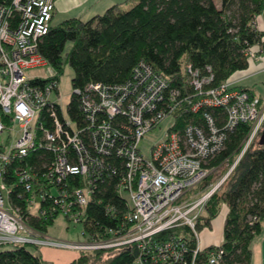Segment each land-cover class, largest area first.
<instances>
[{
	"label": "built area",
	"instance_id": "1",
	"mask_svg": "<svg viewBox=\"0 0 264 264\" xmlns=\"http://www.w3.org/2000/svg\"><path fill=\"white\" fill-rule=\"evenodd\" d=\"M54 12L55 0L0 4V135L18 127L15 144L8 150L0 145V247L31 246L80 254L135 245L140 253L133 264H199L197 219L225 178L210 184L197 198L193 191L215 169L207 162L224 148L237 126L249 125L243 152L258 137L264 126V103L235 87L231 79L211 85L210 69L202 75L191 65L185 66L192 90L186 95L171 89L150 65L139 62L125 83L91 82L72 89L81 114L78 125L68 115V104L63 108L59 101L57 72L38 52ZM253 27L262 35L244 50L250 61L264 49V27L257 19ZM44 67L49 68L45 77L26 74ZM53 94L57 99L51 98ZM177 111L198 122L177 128ZM46 115L50 128L45 126ZM167 117L172 123L164 139L150 147L146 158L140 148L142 139ZM38 150L53 155L39 174L26 161ZM112 158L124 165L116 194L127 209L117 230L104 228L90 234L84 229L85 208ZM13 163L21 164L16 184L23 192L19 196L23 210L12 205V186L5 182ZM58 215L69 225H81L79 240L52 238L30 225L32 217L45 220ZM176 227L191 231L196 241L192 253L175 238L152 241ZM223 254L215 246L205 264H219Z\"/></svg>",
	"mask_w": 264,
	"mask_h": 264
},
{
	"label": "trees",
	"instance_id": "2",
	"mask_svg": "<svg viewBox=\"0 0 264 264\" xmlns=\"http://www.w3.org/2000/svg\"><path fill=\"white\" fill-rule=\"evenodd\" d=\"M132 1L125 0L87 21L70 18L51 24L38 46L39 54L57 72L59 79L64 66L71 69L72 89L83 88L91 82L103 85L125 83L131 78L132 69L139 62H145L168 81L171 89L188 95L192 90L188 85L186 65L199 69L202 75H208L206 69L209 68L213 76L211 85H218L247 68L244 50L259 42L262 35L254 29L253 22L263 14L264 0H134L129 9L123 8ZM5 3L9 0H0V4ZM67 44L71 46L65 50ZM67 112L78 125L81 123L78 100L74 95L70 97ZM45 118V126L50 128L47 115ZM175 118L177 128L198 122L178 111ZM248 128L247 124L237 126L228 135L224 148L207 162V166L216 168L225 161L232 162ZM258 139L239 159L224 186L211 195L197 219L200 232L210 228L223 206L227 208L223 241L219 246L224 254L219 264H251L252 241L263 229L264 145L259 146ZM52 159L51 152L38 150L26 161L39 174ZM109 163L85 208L84 229L90 234L102 232L104 228L117 230L127 209L123 199L116 194L124 165L114 158ZM20 166L11 164L5 182L12 186V205L22 209L23 198L19 196L23 192L16 184V171ZM205 180L208 183L207 178ZM55 218L32 217L29 220L32 227L47 232ZM172 238L183 242L190 253L196 247L188 227L169 229L154 236L152 241L160 243ZM213 249L215 247H208L199 252V264H205ZM139 253L135 245L80 253L70 264H87L91 259L101 260V264H133ZM41 263L42 258L34 247H0V264Z\"/></svg>",
	"mask_w": 264,
	"mask_h": 264
},
{
	"label": "crops",
	"instance_id": "3",
	"mask_svg": "<svg viewBox=\"0 0 264 264\" xmlns=\"http://www.w3.org/2000/svg\"><path fill=\"white\" fill-rule=\"evenodd\" d=\"M125 0H55V12L52 18V25L61 23L64 20L75 18L87 21L90 18L103 14L108 8L123 3ZM131 3L123 5V8ZM257 24L264 27V11L257 18ZM235 81V87L245 89L252 95L258 97L264 103V49L258 53V58L254 61L248 60V66L245 70L231 78ZM227 214V208L222 207L219 215L211 222L210 228H204L199 232L198 245L201 250L208 247L220 246L223 241L224 220ZM251 264H264V225L251 244ZM49 252L57 253L61 258H65V263H71L78 255L71 251H59L44 249L40 252L42 258L41 264H47L51 261ZM52 264V263H50Z\"/></svg>",
	"mask_w": 264,
	"mask_h": 264
},
{
	"label": "rangeland",
	"instance_id": "4",
	"mask_svg": "<svg viewBox=\"0 0 264 264\" xmlns=\"http://www.w3.org/2000/svg\"><path fill=\"white\" fill-rule=\"evenodd\" d=\"M132 5L133 4L127 5L125 7V9L126 10L129 9ZM70 46H71L70 44H67L65 47V50H68L70 48ZM253 49L255 52H258V51H256L257 50L256 46L253 47ZM48 70H49L48 67H44V68L34 69L31 71H28V72H26V74L29 77H45L49 74ZM239 73H240V71L234 73L230 77V79L236 77ZM71 77H72L71 69L67 65L64 66L63 73L59 79V88H58L59 101L62 104L63 108H65L66 105L69 103L70 96L72 93V87H71V83H70ZM231 81H232V79H231ZM232 82L234 83V85L236 84L235 81H232ZM51 98L57 99V96H55L53 94V95H51ZM171 123H172L171 119L169 117H167L160 123L159 127H157L156 129H153L152 131H150L149 133H147L144 136V138L142 139V141L140 143V148L142 150L143 155L146 158H148L150 155V152H149L150 147L156 143H159L161 140L164 139L165 132ZM17 129H18V127L14 126L13 130H11V131L6 130L0 135V145L4 146V147L7 146L6 150H8L9 147H11L12 145L15 144V142L18 138V136L16 134ZM257 138H259V137H257ZM254 141H253V143H254ZM253 143H251V145ZM243 146L244 145L241 146L239 153L236 155V157L234 158V160L232 162L225 161L222 165L216 167L212 171V173L207 177L208 183L205 180L202 184H200L193 191V197L197 198L202 193H204L208 189L210 184H215L223 178L227 179L228 175L232 172L233 168L235 167V165L239 161L238 159L241 156V153L244 154L246 152V151L243 152ZM250 146L247 148V150L250 148ZM225 179L217 190H220L221 187L224 186ZM53 192L55 194L57 193L56 190H53ZM80 230H81V225H77V226L69 225L67 223L66 219L62 215H58L55 218V220L53 221V224L50 227H48L46 235L49 237H52V238H56V239L68 240V241L75 240L76 241V240H79L78 236H79ZM35 249L37 250V253L40 255V252H44V249H49V248L40 247V248H35ZM50 250H55V249H50ZM59 251H62V250H59ZM74 253H76V252H74ZM76 254L78 255V253H76ZM48 255H50L49 258H51V261H48L49 263H47V264H50V263H52V264H66L65 258L64 259L61 258L59 254H57V253L54 254L53 252H49ZM100 261L91 259V260H89V262L87 264H101ZM67 264H69V263H67Z\"/></svg>",
	"mask_w": 264,
	"mask_h": 264
},
{
	"label": "water",
	"instance_id": "5",
	"mask_svg": "<svg viewBox=\"0 0 264 264\" xmlns=\"http://www.w3.org/2000/svg\"><path fill=\"white\" fill-rule=\"evenodd\" d=\"M258 144L259 146H263L264 145V129L262 130L259 139H258Z\"/></svg>",
	"mask_w": 264,
	"mask_h": 264
}]
</instances>
